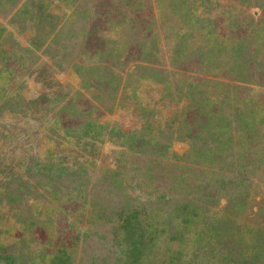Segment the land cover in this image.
<instances>
[{"label":"rangeland","instance_id":"obj_1","mask_svg":"<svg viewBox=\"0 0 264 264\" xmlns=\"http://www.w3.org/2000/svg\"><path fill=\"white\" fill-rule=\"evenodd\" d=\"M219 227L218 252L194 241ZM61 249H264V0H0V264Z\"/></svg>","mask_w":264,"mask_h":264},{"label":"trees","instance_id":"obj_2","mask_svg":"<svg viewBox=\"0 0 264 264\" xmlns=\"http://www.w3.org/2000/svg\"><path fill=\"white\" fill-rule=\"evenodd\" d=\"M212 58L208 57V60H211ZM218 130L220 131V134L218 135V137H222L223 133L227 130V123L225 120H223V125H218L217 126ZM122 183V182H121ZM14 195V194H11ZM11 200H14L15 198H10ZM187 216V217H186ZM185 217L187 218L185 220V226L187 227L191 221H192V216H188V214ZM169 222H171L170 220H168ZM167 221V222H168ZM226 226V225H224ZM225 228V227H224ZM217 232H212L210 230H201V232L199 234L195 233V242L199 247H204V246H209V243H214L211 245L210 250L214 251V252H218V248H220V245H217V236H221L223 234L222 232V228H217ZM203 233L207 234V241L201 237V235ZM130 237H132L133 239H131V246H132V251L133 254L135 256H140V253L142 252V250H140L141 248H143V244L141 241V237L139 236H135V234H130ZM131 248V247H130ZM229 248V247H228ZM263 255H264V249H260L257 253H255L254 255L250 256V257H241L242 259H240V261H231L233 259L232 256H228V255H223V257H219L217 260L219 261L221 258V262L222 263H227L228 264H260V261L263 259ZM18 257H21V255H17L16 257L11 259V263L10 264H15L16 263V259H18ZM70 254H67V251L65 249H61V251H57L53 257V262L54 264H70ZM188 263V262H187ZM25 264V263H24ZM31 264V263H30ZM33 264V263H32Z\"/></svg>","mask_w":264,"mask_h":264}]
</instances>
